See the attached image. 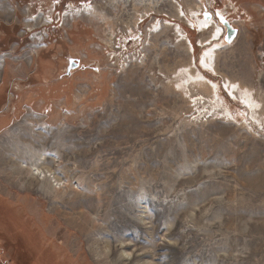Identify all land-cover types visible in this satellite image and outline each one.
<instances>
[{"label": "rangeland", "instance_id": "rangeland-1", "mask_svg": "<svg viewBox=\"0 0 264 264\" xmlns=\"http://www.w3.org/2000/svg\"><path fill=\"white\" fill-rule=\"evenodd\" d=\"M5 140L0 264H264V0H0Z\"/></svg>", "mask_w": 264, "mask_h": 264}, {"label": "bare ground", "instance_id": "bare-ground-1", "mask_svg": "<svg viewBox=\"0 0 264 264\" xmlns=\"http://www.w3.org/2000/svg\"><path fill=\"white\" fill-rule=\"evenodd\" d=\"M80 11V10H79ZM77 12V11H76ZM221 17V16H220ZM210 19V18H209ZM206 24L210 27L209 22H204L203 20H199V25L201 27H203L204 25L206 26ZM204 26V27H205ZM203 29V28H202ZM219 35H221V31L218 30L217 32ZM217 33L215 35H217ZM221 37V36H219ZM218 46V45H216ZM213 47V46H212ZM217 50V48H214L212 50H209L206 54V56L203 57V66L206 68H212L211 64L209 63L208 59L206 57H210L212 52ZM213 55V54H212ZM209 66V67H208ZM203 83V82H202ZM235 84H233L234 86ZM230 91H233L234 88H230ZM250 106V105H249ZM28 132V131H27ZM21 133V132H20ZM28 134V133H27ZM28 136V135H27ZM19 145V144H18ZM25 147V146H23ZM28 147V146H27ZM22 149V148H21ZM22 153V152H21ZM19 153V150L17 148V145H14L12 141H6L3 142V144H1L0 146V174H2V176H7L6 179L11 178L13 175L19 176L21 177V179H23L24 177H22L24 174L28 175V187H29V182L30 184H32L33 182H43V183H48L46 177H43V171H41V169L43 168L44 163H39V160H41L42 157H46L44 154L38 155V157H41L40 159H38L35 156H30L31 160H30V164L36 168V170L39 172V174H41L40 176H35L34 174H32V170L29 167V163L28 162H24L23 161V155ZM31 154V152H30ZM29 155V154H28ZM15 157V158H14ZM14 158V159H13ZM45 158V159H46ZM48 160V159H47ZM24 163H27L25 166ZM34 168V169H35ZM8 169V170H7ZM41 172V173H40ZM47 174V173H46ZM53 175V174H52ZM42 178V179H41ZM52 181V180H51ZM56 182V181H55ZM49 183L51 184V188L52 190L54 189L58 194L59 193H63L65 189H67L66 187H61L59 186V182H56V186H52L53 184L49 181ZM23 185V184H22ZM27 187V185H26ZM47 193V192H46ZM78 202V201H77ZM68 203V202H67Z\"/></svg>", "mask_w": 264, "mask_h": 264}, {"label": "built area", "instance_id": "built-area-1", "mask_svg": "<svg viewBox=\"0 0 264 264\" xmlns=\"http://www.w3.org/2000/svg\"><path fill=\"white\" fill-rule=\"evenodd\" d=\"M124 52H127V50H124ZM136 61L137 56L127 53L124 58L120 62H118L117 66H119L121 69H127Z\"/></svg>", "mask_w": 264, "mask_h": 264}, {"label": "water", "instance_id": "water-1", "mask_svg": "<svg viewBox=\"0 0 264 264\" xmlns=\"http://www.w3.org/2000/svg\"><path fill=\"white\" fill-rule=\"evenodd\" d=\"M78 68H80V62H79V60L69 59V61H68V69H67L68 75H70L73 70H76Z\"/></svg>", "mask_w": 264, "mask_h": 264}]
</instances>
